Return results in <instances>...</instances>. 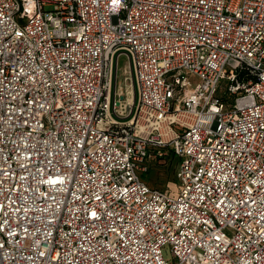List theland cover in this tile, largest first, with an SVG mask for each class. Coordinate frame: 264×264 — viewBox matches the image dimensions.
<instances>
[{"label": "built area", "instance_id": "1", "mask_svg": "<svg viewBox=\"0 0 264 264\" xmlns=\"http://www.w3.org/2000/svg\"><path fill=\"white\" fill-rule=\"evenodd\" d=\"M0 264H264V0H0Z\"/></svg>", "mask_w": 264, "mask_h": 264}, {"label": "rangeland", "instance_id": "2", "mask_svg": "<svg viewBox=\"0 0 264 264\" xmlns=\"http://www.w3.org/2000/svg\"><path fill=\"white\" fill-rule=\"evenodd\" d=\"M50 7H46L45 10H50ZM129 70V66H128V59L126 56H121L118 59V72L119 74H121V78L122 75L125 76L127 73L124 72V70ZM192 81L193 78H191ZM122 80L118 79V88L122 89L119 85L122 86L121 83ZM149 176L152 179V183L155 184V186L162 188V189H168V193L173 195L176 193L177 188H178V182L176 179L173 178V173H172V166L169 163L168 165H166L163 168L157 169L156 171H151V173H149L148 175L146 174L144 177L146 179L149 178Z\"/></svg>", "mask_w": 264, "mask_h": 264}, {"label": "trees", "instance_id": "3", "mask_svg": "<svg viewBox=\"0 0 264 264\" xmlns=\"http://www.w3.org/2000/svg\"><path fill=\"white\" fill-rule=\"evenodd\" d=\"M147 181L149 182V184L150 185H152V186H155V184H153L151 181H152V179H151V177L149 176V178L147 179Z\"/></svg>", "mask_w": 264, "mask_h": 264}]
</instances>
